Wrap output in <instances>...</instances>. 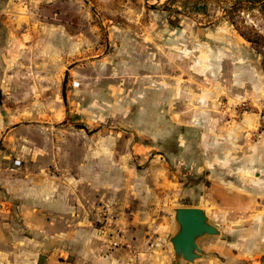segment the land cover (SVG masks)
<instances>
[{"label":"rangeland","instance_id":"rangeland-1","mask_svg":"<svg viewBox=\"0 0 264 264\" xmlns=\"http://www.w3.org/2000/svg\"><path fill=\"white\" fill-rule=\"evenodd\" d=\"M258 147L261 3L0 0V264L185 262L176 210ZM245 215L194 264H264Z\"/></svg>","mask_w":264,"mask_h":264},{"label":"crops","instance_id":"crops-1","mask_svg":"<svg viewBox=\"0 0 264 264\" xmlns=\"http://www.w3.org/2000/svg\"><path fill=\"white\" fill-rule=\"evenodd\" d=\"M245 153V157L247 158V165L245 167L239 166L237 169H234L232 167L235 165V162L232 161L230 164L229 161V165L232 166L230 169H228L230 167L228 166L226 169L222 168L220 171H216V178H214L215 181L212 186L214 191L213 201H209L210 203L205 201V205L200 201L198 207H190L206 210L208 216L222 232H224V229H228L226 223L236 221L240 213H245V217L253 222L251 225L253 226L254 241L264 248V149L258 147L257 150L252 149ZM225 154L230 158L232 153ZM227 161H224L223 164L226 165ZM15 199L23 201L20 204H15L19 211L21 209L23 211L25 207H30V204L25 202V197L18 198L17 196ZM36 200L39 204L37 203L33 207L44 204L42 199L38 198ZM207 207L212 210V217L209 215ZM75 208L77 212L80 206ZM219 222L223 226L219 225ZM86 253L89 254L88 248L86 249ZM260 253H264V250H261ZM89 260L97 264H115L113 263V256H108L106 259L89 258ZM180 264L186 263L180 262Z\"/></svg>","mask_w":264,"mask_h":264},{"label":"water","instance_id":"water-1","mask_svg":"<svg viewBox=\"0 0 264 264\" xmlns=\"http://www.w3.org/2000/svg\"><path fill=\"white\" fill-rule=\"evenodd\" d=\"M178 231L171 243L177 260L194 264L201 259L204 251L199 247V239L205 236L218 237L221 231L210 222L207 211L201 208L182 207L175 212Z\"/></svg>","mask_w":264,"mask_h":264},{"label":"trees","instance_id":"trees-1","mask_svg":"<svg viewBox=\"0 0 264 264\" xmlns=\"http://www.w3.org/2000/svg\"><path fill=\"white\" fill-rule=\"evenodd\" d=\"M254 4L261 3L262 7H264V0H253Z\"/></svg>","mask_w":264,"mask_h":264}]
</instances>
